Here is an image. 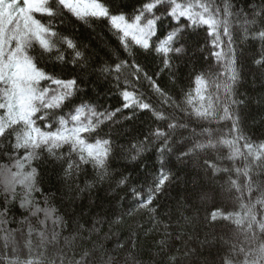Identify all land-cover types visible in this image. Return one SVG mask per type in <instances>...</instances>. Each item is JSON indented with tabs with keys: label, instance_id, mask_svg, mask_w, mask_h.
<instances>
[{
	"label": "snow or ice",
	"instance_id": "6c2138e0",
	"mask_svg": "<svg viewBox=\"0 0 264 264\" xmlns=\"http://www.w3.org/2000/svg\"><path fill=\"white\" fill-rule=\"evenodd\" d=\"M65 18L106 24L115 47L97 51ZM249 61L264 76V0H0V264H264V132L249 134L239 92ZM180 62L188 88L173 96L160 78ZM103 85L119 106L93 94ZM145 115L143 139L122 132ZM173 157L207 183L165 211Z\"/></svg>",
	"mask_w": 264,
	"mask_h": 264
},
{
	"label": "trees",
	"instance_id": "16d2710c",
	"mask_svg": "<svg viewBox=\"0 0 264 264\" xmlns=\"http://www.w3.org/2000/svg\"><path fill=\"white\" fill-rule=\"evenodd\" d=\"M112 3L117 7L123 5L129 11H131L133 5L136 3V0H112ZM58 23V22H57ZM62 30L71 31L73 29L76 30L77 35L83 39L85 42L89 40L92 41L93 46L97 47V51L101 47H108V50H113L117 41L115 37L112 36L106 24L97 22L93 29H89L78 22H74L65 18L64 24L60 26ZM201 36L193 37V40H199L203 43ZM103 41V44H101ZM204 55H208V53H204ZM247 55L251 56V51L247 53ZM203 63V61H201ZM211 66L219 70L216 66V62L212 61ZM180 71L176 73V78H173L168 73H164L160 78V83L163 87H165L173 96L180 95L181 89L187 90L188 88V69L184 67L183 62L178 64ZM205 69L209 67L207 63L204 64ZM103 91L100 93L96 92V89H93L94 95H99V98L104 102L105 106H113L117 107V94L115 92L109 93L108 87L109 85H103ZM145 88H147V84H145ZM239 92L241 95L248 100V104L245 107L243 115L247 118V128L249 130V134L255 133L256 135H260L261 132H264V76H261L251 65L250 61L245 64L244 67V76L241 81V85L239 87ZM150 120L147 115L140 117L134 124L125 125L122 129V132H132L134 136H140L143 139L141 133L147 134V127L149 126ZM135 129V131H133ZM128 137H125L124 140L127 141ZM224 155L227 154V150H224ZM148 158L144 160V164L149 165L151 167L152 157L155 156V151L152 146H149L148 152L145 154ZM213 156H216L217 153H212ZM175 167L173 168L174 172H178L179 177L177 181H175L172 187L169 190V195L167 198L162 199V203L166 204L165 211L170 209L175 210L177 201H183L185 197H188L189 205L197 202L199 186L201 184L207 183V177L204 174L202 168L198 166L195 161H187L185 160L181 163L175 157L172 158ZM129 170L132 174L133 179H139V181L143 182L145 176H147L149 182L151 181V173H144L143 169H135L132 166H129ZM43 171V181L44 186L52 191H56L59 188V184L57 183V173L53 170L51 165H45L42 169ZM106 193L101 191L99 193V199L97 203H104V207H107V201L104 199ZM93 199H96V196H93ZM89 201L85 199L84 208L77 209L78 211L83 210L87 211V205ZM195 215V213H191ZM146 219V217H145ZM135 223L134 221L129 220V224ZM16 227V225H13ZM127 228V225H125ZM180 245L177 244V247ZM205 256L207 255V249H202ZM203 258V257H201ZM149 257L147 255L144 256V260L148 261Z\"/></svg>",
	"mask_w": 264,
	"mask_h": 264
}]
</instances>
